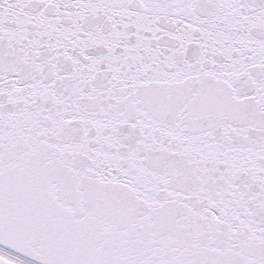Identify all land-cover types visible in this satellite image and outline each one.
Listing matches in <instances>:
<instances>
[{
    "label": "snow or ice",
    "instance_id": "1",
    "mask_svg": "<svg viewBox=\"0 0 264 264\" xmlns=\"http://www.w3.org/2000/svg\"><path fill=\"white\" fill-rule=\"evenodd\" d=\"M0 264H264V0H0Z\"/></svg>",
    "mask_w": 264,
    "mask_h": 264
}]
</instances>
